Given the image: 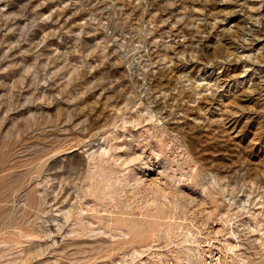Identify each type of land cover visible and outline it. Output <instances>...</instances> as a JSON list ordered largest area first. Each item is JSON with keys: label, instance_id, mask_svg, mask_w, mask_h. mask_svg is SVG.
<instances>
[{"label": "rangeland", "instance_id": "obj_1", "mask_svg": "<svg viewBox=\"0 0 264 264\" xmlns=\"http://www.w3.org/2000/svg\"><path fill=\"white\" fill-rule=\"evenodd\" d=\"M0 264H264V0H0Z\"/></svg>", "mask_w": 264, "mask_h": 264}]
</instances>
